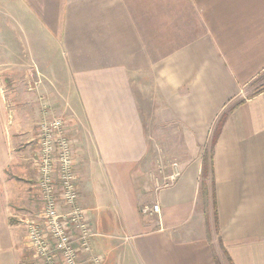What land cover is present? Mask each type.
Listing matches in <instances>:
<instances>
[{"label":"crops","instance_id":"1","mask_svg":"<svg viewBox=\"0 0 264 264\" xmlns=\"http://www.w3.org/2000/svg\"><path fill=\"white\" fill-rule=\"evenodd\" d=\"M4 6L23 22L39 67L65 95L48 113L72 121L78 205L95 234L97 264L115 263L122 251V264H216L198 208V179L210 129L232 105L213 149L215 233L232 264H264V85L244 94L264 72V0H5ZM145 77L181 128V174L164 187L156 182L171 169L153 166L135 95V82ZM14 124L0 91V264L25 262L19 218L41 206L36 141L32 148L30 133ZM153 204L157 212H141ZM208 222L213 232V216Z\"/></svg>","mask_w":264,"mask_h":264},{"label":"rangeland","instance_id":"2","mask_svg":"<svg viewBox=\"0 0 264 264\" xmlns=\"http://www.w3.org/2000/svg\"><path fill=\"white\" fill-rule=\"evenodd\" d=\"M4 2L5 0H0V91L6 101V110L12 111L15 115L16 124L14 125L21 127L23 132L30 133L29 143L34 148L38 118L44 110L56 113L55 110L57 111L64 104L61 98L65 95H61L60 87L54 85L53 75L48 72V69L39 67L43 63L41 61L38 63L33 56L32 48L25 37L26 28L23 22L12 18L14 15H11L4 6ZM43 51L48 53L49 48ZM56 73L59 71L56 70ZM258 77L260 82L249 86L244 93L245 96L260 90L264 85V72ZM135 84V95L144 121L146 137L149 140L153 166L159 161L164 165L177 161L184 150L178 120L173 118L164 107L149 77H145L142 83L135 82ZM210 203L209 199L198 198V208L204 211L203 215L207 217L208 238L215 242V260L218 264H229L215 230L213 229L212 232L209 229L212 225L209 226L208 221L211 222L213 216ZM24 254L23 264H38L27 247L24 249ZM118 256L115 263L122 264L124 252H119Z\"/></svg>","mask_w":264,"mask_h":264},{"label":"built area","instance_id":"3","mask_svg":"<svg viewBox=\"0 0 264 264\" xmlns=\"http://www.w3.org/2000/svg\"><path fill=\"white\" fill-rule=\"evenodd\" d=\"M44 110L36 126L34 152L36 188L41 201L35 215H22L25 246L38 264H97L91 255L92 231L85 210L78 205L75 136L72 121L64 115L53 116ZM162 169L163 163L158 162ZM171 171L158 186L173 184L181 174L177 161L167 164ZM158 205L143 206L141 212L155 213ZM83 257H87V260Z\"/></svg>","mask_w":264,"mask_h":264},{"label":"trees","instance_id":"4","mask_svg":"<svg viewBox=\"0 0 264 264\" xmlns=\"http://www.w3.org/2000/svg\"><path fill=\"white\" fill-rule=\"evenodd\" d=\"M234 105L229 108H226L225 111H222L214 124L212 125L210 132L208 134V138L204 146L202 147L201 152V167L198 179V188H199V197L201 199H209L211 204V211L213 215V224L215 232L218 234V220H217V207H216V198H215V189H214V179H213V149L216 143V140L219 136L221 127L231 109ZM220 240V237H218ZM222 251L224 254L225 250L222 247ZM227 261L229 264H232V261L229 259L227 255ZM216 264H218L216 262Z\"/></svg>","mask_w":264,"mask_h":264}]
</instances>
